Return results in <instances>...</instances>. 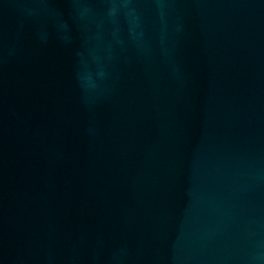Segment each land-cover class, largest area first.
Returning <instances> with one entry per match:
<instances>
[{
	"label": "water",
	"instance_id": "obj_1",
	"mask_svg": "<svg viewBox=\"0 0 264 264\" xmlns=\"http://www.w3.org/2000/svg\"><path fill=\"white\" fill-rule=\"evenodd\" d=\"M0 264H264V0H0Z\"/></svg>",
	"mask_w": 264,
	"mask_h": 264
}]
</instances>
